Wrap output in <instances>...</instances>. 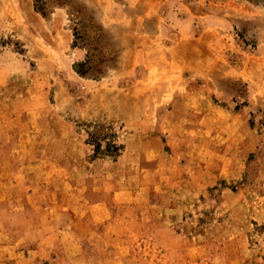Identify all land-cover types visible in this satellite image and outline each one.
I'll return each mask as SVG.
<instances>
[{"label": "rangeland", "instance_id": "1", "mask_svg": "<svg viewBox=\"0 0 264 264\" xmlns=\"http://www.w3.org/2000/svg\"><path fill=\"white\" fill-rule=\"evenodd\" d=\"M0 264H264V0H0Z\"/></svg>", "mask_w": 264, "mask_h": 264}, {"label": "trees", "instance_id": "2", "mask_svg": "<svg viewBox=\"0 0 264 264\" xmlns=\"http://www.w3.org/2000/svg\"><path fill=\"white\" fill-rule=\"evenodd\" d=\"M107 128L96 126L92 133L88 134V144L93 147L94 156L115 157L119 155L121 147L115 144L114 136L107 133ZM102 143L104 148L101 149Z\"/></svg>", "mask_w": 264, "mask_h": 264}]
</instances>
